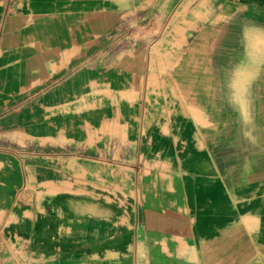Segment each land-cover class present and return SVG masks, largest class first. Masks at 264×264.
I'll use <instances>...</instances> for the list:
<instances>
[{
  "label": "crops",
  "instance_id": "crops-1",
  "mask_svg": "<svg viewBox=\"0 0 264 264\" xmlns=\"http://www.w3.org/2000/svg\"><path fill=\"white\" fill-rule=\"evenodd\" d=\"M143 1L0 0V264H264V0Z\"/></svg>",
  "mask_w": 264,
  "mask_h": 264
},
{
  "label": "rangeland",
  "instance_id": "rangeland-1",
  "mask_svg": "<svg viewBox=\"0 0 264 264\" xmlns=\"http://www.w3.org/2000/svg\"><path fill=\"white\" fill-rule=\"evenodd\" d=\"M140 6L142 5L147 8L149 7V10H145L144 12H140V11H134L132 12L131 16L129 17V19H133L134 21H129V24H137V23H144L149 19H153V13L151 12V9L153 8V5L155 4L154 0H144L143 2H140ZM137 8V7H136ZM137 20H139L140 22H137ZM156 30H158V28H155ZM140 34H144L145 35V41H152V38H147V33H141L140 32V28L139 27H125L122 29V31H118L115 38L112 40L115 43H120L121 39L127 40V39H131L133 36H139ZM111 39H109L110 41ZM114 126L113 125H107L105 128L101 129V134L99 133H95L96 135L91 137V141L90 143H94L97 140L98 143L97 144H102L104 142L103 136L109 135L110 131L113 130ZM111 135V134H110ZM102 138V139H101ZM119 183L118 185H114V187H112L111 190H109L108 192L113 194V196H115V198H112V202L114 204L117 205H124L125 201L123 198H119L121 196V194H123V191H128L127 188H124V186L122 187L121 185L125 184L127 182V179L125 177V175H121L120 179H119ZM38 190V191H37ZM49 191H63V192H81V193H87V188H77L74 187L73 185V180L72 179H68V180H64L62 182L59 183V185H54L52 187H50ZM130 194L134 195V190H130L129 192ZM34 198H14V201L16 202V204H20L23 207L25 205H29L32 206L33 208V215L34 217L37 215H40V213L43 211L40 205V198H35L36 194H40L39 191V187H34ZM26 201V203H25ZM6 210L5 209H1L0 210V214H1V218L4 217ZM3 221V220H2Z\"/></svg>",
  "mask_w": 264,
  "mask_h": 264
},
{
  "label": "bare ground",
  "instance_id": "bare-ground-1",
  "mask_svg": "<svg viewBox=\"0 0 264 264\" xmlns=\"http://www.w3.org/2000/svg\"><path fill=\"white\" fill-rule=\"evenodd\" d=\"M184 96V95H183ZM183 124H184V122H183ZM186 134V133H185ZM258 198V197H257ZM258 200V199H257ZM260 200V199H259ZM256 202V204L258 203L257 201H255ZM246 203V202H245ZM246 207V206H245Z\"/></svg>",
  "mask_w": 264,
  "mask_h": 264
}]
</instances>
